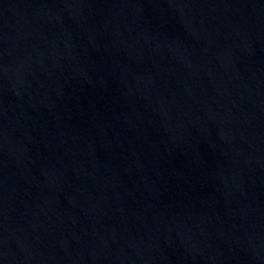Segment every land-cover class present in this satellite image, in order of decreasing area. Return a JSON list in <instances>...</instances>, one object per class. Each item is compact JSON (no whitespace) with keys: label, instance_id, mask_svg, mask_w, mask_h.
Returning <instances> with one entry per match:
<instances>
[{"label":"water","instance_id":"1","mask_svg":"<svg viewBox=\"0 0 264 264\" xmlns=\"http://www.w3.org/2000/svg\"><path fill=\"white\" fill-rule=\"evenodd\" d=\"M0 264H264V0H0Z\"/></svg>","mask_w":264,"mask_h":264}]
</instances>
